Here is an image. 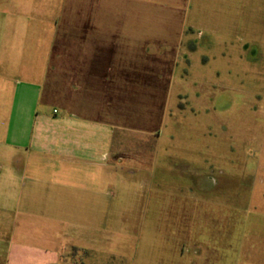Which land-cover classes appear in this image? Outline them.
Listing matches in <instances>:
<instances>
[{
	"label": "crops",
	"instance_id": "0c3cea01",
	"mask_svg": "<svg viewBox=\"0 0 264 264\" xmlns=\"http://www.w3.org/2000/svg\"><path fill=\"white\" fill-rule=\"evenodd\" d=\"M155 1L0 0V264H72L75 251L83 264H95L90 248L58 234L56 212L96 207L104 193L99 184L139 157L128 148L129 134L158 144L178 80L210 83L208 67L219 54L200 43L203 30L194 37L195 23L174 39L132 25L137 5ZM219 2L231 10L222 16L202 11L196 24L219 35L223 55L228 35L256 58L262 48L251 49L254 40L243 44L240 8L264 0ZM83 3L87 10L80 13ZM115 4L125 11L115 13ZM71 6L84 21L58 28L56 42L39 52L29 48V34L45 33L34 20L50 23ZM34 158L56 168L29 171Z\"/></svg>",
	"mask_w": 264,
	"mask_h": 264
},
{
	"label": "rangeland",
	"instance_id": "374dc122",
	"mask_svg": "<svg viewBox=\"0 0 264 264\" xmlns=\"http://www.w3.org/2000/svg\"><path fill=\"white\" fill-rule=\"evenodd\" d=\"M219 1L137 5L140 15L132 25L167 31L174 39V32L195 23L194 37L203 30L200 43L219 57L210 61V83L178 80L173 85L155 148L133 135L125 138L139 157L126 160L111 180L99 184L104 193L96 207L56 212L62 223L58 234L90 248L95 264H264V4L243 2L240 8L243 44L254 40L249 47L262 48L254 58L256 52L244 51L247 47L228 41L233 38L228 35L223 55L217 50L219 35L196 24L202 11L222 16L231 10ZM123 7L115 4V13ZM86 10L83 3L80 13ZM81 21L73 6L50 23L35 19L45 33L29 34V48L39 52L56 42L58 28ZM18 153L29 158L25 151ZM38 160L29 171L56 168L42 167ZM78 258L72 264H83Z\"/></svg>",
	"mask_w": 264,
	"mask_h": 264
}]
</instances>
